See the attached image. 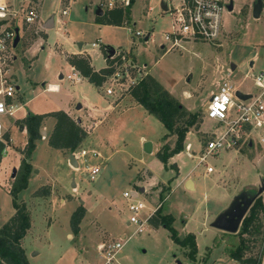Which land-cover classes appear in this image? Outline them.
Returning a JSON list of instances; mask_svg holds the SVG:
<instances>
[{"label":"rangeland","instance_id":"rangeland-1","mask_svg":"<svg viewBox=\"0 0 264 264\" xmlns=\"http://www.w3.org/2000/svg\"><path fill=\"white\" fill-rule=\"evenodd\" d=\"M261 1L260 14L253 18L250 7L253 0H233L232 10L221 15V28L212 43L181 40L176 46L168 47V43L161 41L160 34L169 31L171 18L167 10H161L160 3L173 6L176 0H132L119 26L97 25L93 22L94 0L89 6L90 0H75L69 8V23L44 29L39 26V20L18 32L19 40L10 48L12 58L8 72L14 75L13 80L19 86L17 98L21 97L25 104L16 116L27 111L46 113L67 104L74 110L84 98L95 105H103L105 100L114 104L124 95L117 88L110 95L105 94L107 82L100 86L88 85L87 80L77 85L70 83L65 78L70 71L65 60L69 54L61 34L70 42L81 41L86 52L90 42H98V47L87 52L94 68L103 66L102 58L112 48L113 53L123 55V65H134L130 68L132 74H136V69L149 74L187 112L196 115L194 124L185 132L182 149L173 157L175 163L171 164L175 165L176 171L164 168L155 156L157 148L163 144L166 129L140 105H137L138 109L123 113L121 109L128 97L121 107L104 111L102 123L95 131L92 129L95 118L80 116L82 121L76 122L77 119L71 117L85 132L74 150L85 151L84 157H78L76 170V166L61 155L62 152L68 156L72 151L60 152L46 141L36 139L28 157L31 169L26 186L15 195L17 202L24 200L31 224L24 243L28 264H102L97 245L118 239L121 232L126 234L124 240L129 238L124 244L122 242L116 253V264H241L230 255L241 238L242 258L261 260L264 254L263 210L258 212L249 232L241 235L238 233L240 225L235 233H228L211 224L232 206L235 197H263L264 147L255 139L248 147L249 135L245 134L238 151L221 150L207 157L206 162L214 168L209 174L203 173L204 166L201 165L188 174L195 159L187 157L184 151L186 142L191 143V149L197 150L207 139L209 134L201 131V127L208 131L215 126L212 120L204 119L205 116L199 117L205 114L209 91L215 89L213 80H219L221 76V81L228 82L235 91L247 95L256 93L253 76L262 72L264 77V0ZM83 4L87 5L86 12L81 8ZM52 10L51 13L57 16L59 9L52 7ZM136 30L143 36H135ZM147 34V39L143 40ZM80 55L87 56L84 52ZM58 74L63 78H58ZM51 82L58 86L48 88L55 93L43 90L42 86ZM183 91L189 95L185 97ZM7 121L3 120L4 126ZM21 122L22 119L17 121L18 124ZM49 126L50 120L45 125L47 131ZM7 138L9 148L0 157V226L12 212L8 193L13 180L11 172L12 169H15L14 174L17 171L19 150L26 143V131L14 125ZM174 139L173 134L164 140L171 147ZM144 142L151 144L149 153L143 151ZM169 162L167 160L168 165ZM85 165L99 168L91 181L83 170ZM171 174L184 177L179 182L171 180L169 185L166 180ZM187 174L195 184L191 190L181 183ZM151 176L154 185L149 184ZM259 188L262 190L258 193ZM132 189L137 191L135 198L144 204L142 216L151 213L159 201L161 212L172 215L171 225L179 237L184 232L194 235L196 253L193 259L186 255L187 247H180L170 240L164 227L151 225L137 233L135 225L127 224L129 213L124 207L126 200L121 197V191ZM75 203L81 204L85 211L78 231L73 233L68 218ZM261 264H264V256Z\"/></svg>","mask_w":264,"mask_h":264},{"label":"built area","instance_id":"built-area-1","mask_svg":"<svg viewBox=\"0 0 264 264\" xmlns=\"http://www.w3.org/2000/svg\"><path fill=\"white\" fill-rule=\"evenodd\" d=\"M12 1L0 0V13H2L0 15V157L6 153L9 147L7 137L10 127L18 126L19 117L15 114L21 107V102L17 98L18 88L12 74L8 73L12 58L10 48L15 47L12 46L15 29H17L19 40V31L22 32L23 28H30L39 22L41 3V0ZM73 1L75 0H60L61 6L57 11L60 17L67 15ZM229 2L233 5V0H176L173 6H168L165 3V10L171 18L169 31L162 33L165 43H168V47H173L181 40H201L209 43L216 41L221 28V15L230 12L226 8ZM131 3L132 0H97L95 7L102 12L118 8L125 15V11ZM59 23L64 24V21L60 19ZM128 32L131 33L129 28ZM133 34L138 37L143 36L139 30L134 31ZM89 46L95 48L99 44L97 41H92ZM168 47L166 49H169ZM108 55L104 59L110 60V71L102 82H107L109 86L105 88L104 92L110 95L114 88H117L121 94H125L144 73L140 72V69H136V74H132L130 68L132 69L134 65L132 63H129L128 67L123 65V55L117 53ZM66 78L73 80L69 75ZM253 82L256 93L248 95L245 99L237 97L234 87L226 81H220L215 89L209 92L205 114L202 116L212 120L215 126L211 130L204 131L209 136L197 150L191 149L189 143L184 145L186 156L195 159L193 168L201 165L204 166V174L214 172V168L206 162L207 157L215 155L221 150L237 149L244 142L245 134L264 129V77L262 72L253 76ZM5 119L8 120L7 126L3 125ZM24 129L25 127L21 125V130ZM42 137L43 135H40V138ZM260 139L264 140V137ZM71 155L76 161L77 165L74 168L76 170L79 163L78 157H84L85 151L83 149L79 152L72 151ZM83 170L91 181L98 173L99 168L97 165H85ZM136 195L135 189L121 191V197L126 200L124 207L129 213L127 224L135 225V231L138 233L144 230L145 222H148V218L154 214L160 206V202L156 203L151 213L142 216L141 211L144 204L135 198ZM124 238L121 235L116 240L102 241L97 245L99 257L103 260L102 264H116L115 255L122 242L128 239L126 237L124 240Z\"/></svg>","mask_w":264,"mask_h":264},{"label":"trees","instance_id":"trees-1","mask_svg":"<svg viewBox=\"0 0 264 264\" xmlns=\"http://www.w3.org/2000/svg\"><path fill=\"white\" fill-rule=\"evenodd\" d=\"M127 11H125L126 13ZM126 15V14H125ZM123 11L118 8L102 12L101 15H95L94 21L100 24L119 26L125 17ZM104 56V51L102 49ZM66 62L72 66L82 77L92 83L94 86H100L106 74L109 73V59H105V66L94 70L87 56L80 54H69L65 57ZM128 94L143 109L158 119L166 133L162 136L174 134L175 139L173 146L169 147L165 142L161 144L155 152L156 158L162 163L164 168H172L176 171L173 164L166 165L167 160L173 154L182 149V142L187 128L194 124L196 115L189 113L185 108L173 98L168 91L163 89L159 83L150 75L144 74L136 84L128 89ZM51 116L54 124L47 137V144L55 149L74 151L80 141L85 136L83 129L64 111L53 110L50 112L35 114L27 111L22 119V124L26 131V143L21 149V158L19 160L16 173L9 187L8 193L11 195V206L14 212L0 226V264H28L24 249L20 240L29 228V216L24 202H17L15 195L18 191L25 188L27 176L31 169L28 157L34 148V141L39 139V127L42 119ZM38 191V190H37ZM37 191H34L36 193ZM47 193V190L44 191ZM264 211V190L263 197L256 195L253 202L247 209L246 215L242 218L238 233H248L251 224L256 219L258 212ZM84 207L78 204L69 214L68 224L71 232L76 233L79 229V222L84 215ZM173 217L169 213H161L160 206L154 214L148 218V223L153 227L162 226L168 232L170 240L180 247H187L186 255L193 259L196 253V243L192 233H186L179 237L176 230L172 227ZM243 239L241 238L238 245L230 252L231 258L239 261L241 264H260V260L251 258H242Z\"/></svg>","mask_w":264,"mask_h":264},{"label":"crops","instance_id":"crops-1","mask_svg":"<svg viewBox=\"0 0 264 264\" xmlns=\"http://www.w3.org/2000/svg\"><path fill=\"white\" fill-rule=\"evenodd\" d=\"M14 1V0H13ZM12 1V2H13ZM97 0H94V2H93V4H95V2H96ZM73 3V2H72ZM71 3V4H72ZM90 3H91V0H90V2H88V6L90 5ZM60 6H61V2H60V0H41V3H40V7H39V20H40V24H42V26L41 27H43L44 29H49V28H53L54 27V25L55 24H60L59 23V21H60V19L61 20H63L64 21V24H66V23H69L70 22V18H69V15H70V13H67V15H64V17L65 18H63V16L62 17H60L59 15H54V14H52L51 13V11L53 12V10H52V7H56V10H58L59 8H60ZM87 5L86 4H83L82 6H81V8L86 12L87 11ZM70 8V7H69ZM94 9L96 10V7L94 6ZM94 10V11H95ZM69 12V11H68ZM95 13V12H94ZM55 16V17H54ZM94 17H95V14H94V16H93V22L94 23H96L95 21H94ZM97 25H107V24H100V23H96ZM112 26V25H111ZM114 26V25H113ZM55 32V34H57V32H56V30L54 31ZM42 33H44V34H46L45 32H42ZM60 34V33H59ZM61 37L63 38V41L65 42V44H66V49H67V51H66V53L67 54H82L83 52L87 55V57H88V59H89V55L87 54V52H88V50H92L93 48H89V49H87V52L84 50V48H82V42L81 41H75V42H70L67 38H64V36L61 34ZM160 39H161V41L163 40L164 41V39H163V37H162V33L160 34ZM165 42V41H164ZM75 44H76V46H75ZM103 59V61H104V64H103V66L102 67H104L105 66V60H104V57L102 58ZM89 64H90V61H89ZM66 66L68 67V69L70 70L69 72H67L66 74H65V78H66V76L67 75H69L70 77H72L73 78V80H70L69 82L70 83H73V84H75V85H77V84H79V83H81L82 81H85L86 80V78H84V77H82L72 66H70L67 62H66ZM90 66L94 69V70H98L99 68H101V67H99V68H94L91 64H90ZM228 74H229V71H228ZM149 75V74H148ZM215 75V74H214ZM12 76H14V75H12ZM12 78H14V77H12ZM58 78H63V75H61V74H58ZM220 78H221V76H220ZM219 78V80H213V82H214V84H215V87H216V85L222 80V78L220 79ZM91 83H89L88 85H90ZM51 85V87H57L58 88V86H57V84L56 83H47L46 85H43L42 87H43V90L45 91V92H50V93H55V92H53V91H50L48 88H49V86ZM87 85V84H86ZM17 86V88H19V86L18 85H16ZM53 87V88H54ZM56 92H58V90L56 91ZM210 92V91H209ZM183 93H184V95H185V97H187L189 94L186 92V91H183ZM243 94H245V93H243ZM67 97H69V94L67 95ZM126 97H128L129 98V100H128V102L127 103H124V108H122L121 109V111L123 112V113H125V112H127V111H129V110H132V109H138V107L139 106H137V105H139L137 102H135L134 100H133V98H131V96L129 95V94H127V93H125L120 99H118L114 104H111L110 102H108L107 100H105L106 102L105 103H103V105H95V104H93V103H91V102H89L86 98H84L83 100H81V101H79V103H78V107H74V110H72V108L71 109H69L68 108V104L67 105H63L62 107H56V108H58V109H55V110H62V111H64V112H66L70 117H72V118H75V119H77L76 121L78 122V121H82V118L80 117V116H82V117H91V118H95V122H94V127L92 128V129H94V131L100 126V123H102V117L104 116V111H106V110H110V109H113L114 107H116L117 106V108L120 106L121 107V103L123 102V101H125L127 98ZM247 98V97H246ZM72 99H75V97H72ZM101 98H99V99H97L96 100V102H97V104H98V102H99V100H100ZM241 99H243V98H241ZM245 99V98H244ZM20 102H21V107L20 108H18L17 109V111L16 112H19V111H22V109L24 108V103L22 102L23 100L21 99V97H20ZM66 104V103H65ZM122 106V107H123ZM141 106V105H140ZM143 108V107H142ZM25 113L26 112H24L22 115H18V117H19V120L20 119H23V117L25 116ZM36 113V112H35ZM41 113H45V112H41ZM41 113H36V114H41ZM202 117L203 118V116H202V114H200L199 115V117ZM204 119H206V120H209V119H207V118H204ZM49 120H50V126H49V130L47 131L46 130V127H45V125H46V123L47 122H49ZM53 124H54V119H53V117H50V116H46V117H44L43 119H42V121H41V123H40V127H39V135H43V137L42 138H40L39 137V140H42V141H46V143H47V137H48V135H49V133H50V131H51V129H52V126H53ZM21 125L23 126V124H18V127H19V130H21ZM201 129V131H206L205 130V128L204 127H201L200 128ZM25 130V129H24ZM22 131V130H21ZM173 135V134H172ZM247 135H249V139L247 140V146L248 147H250V146H252V139H255V141H256V143L259 145V146H261V147H264V140L262 139H260L261 137L263 138L264 137V129H259V130H256L255 132H250L249 134H247ZM169 137V136H168ZM142 141L144 140V138L143 137H139ZM167 138V137H166ZM172 137H170V139H171ZM169 139V138H168ZM185 139L187 140L188 139V137H187V135H186V137H185ZM163 140V143L165 142V140L164 139H162ZM186 143H189V142H186ZM185 143V144H186ZM194 143V142H193ZM167 145H169L168 143H167ZM189 145L191 146V143H189ZM242 145V144H241ZM240 145V146H241ZM239 146V147H240ZM238 147V148H239ZM9 148V147H8ZM8 148H7V150H8ZM23 148V147H22ZM21 148V149H22ZM238 148L237 149H231L233 152H236V151H238ZM21 149L19 150V160H20V158H21V153H20V151H21ZM158 149V148H157ZM60 152L61 151H64V150H60V149H58ZM7 152V151H6ZM180 152V151H179ZM179 152H177V153H175V154H173L171 157H169L168 158V161H171V162H169L170 164L171 163H175L174 161H173V157L175 156V155H177V154H179ZM8 154V153H7ZM61 155H63L64 157H65V159H66V161H67V157L68 156H65L64 154H62V152H61ZM76 162V161H75ZM18 163H19V161H18ZM18 165V164H17ZM160 165H161V163H160ZM166 165L168 166V163H166ZM176 166H177V168H178V170H179V167H178V165L176 164ZM196 168V167H195ZM193 170H194V168L193 167H191L190 169H189V171H188V174H190V173H193ZM147 171H149L148 169H147ZM178 173H179V171H178ZM177 173V174H178ZM151 174V173H150ZM188 174L186 175V177L183 179V181L181 182L182 183V185L185 183V181H186V179H191L189 176H188ZM177 176V175H176ZM176 176H174V174L172 175L171 174V176H170V178L168 179V180H166L167 182H168V184L170 185V182H171V180H177L178 182L179 181H181V178L182 177H184V175L183 176H181V178H179V177H176ZM150 178V177H149ZM191 182H192V188H194L195 187V184H194V182H193V180L191 179ZM149 184L150 185H154V182H153V177L151 176V178H150V181H149ZM19 200H21L22 202H24V200L23 199H19ZM63 201V200H62ZM24 204H25V202H24ZM76 203L75 204H73L72 205V207L70 208L71 209V211L76 207ZM26 206V205H25ZM161 206V205H160ZM71 211H70V213H71ZM14 212V209L12 208V212H11V214ZM162 213V212H161ZM164 213V212H163ZM10 214V215H11ZM173 222V221H172ZM129 225V224H128ZM148 226H151V225H149V223L148 224H145L143 227H144V230L145 229H147L148 228ZM30 227H31V224L29 223V228L26 230V232H25V234H24V236L21 238V240H20V243H21V246L23 247V249L25 248L24 247V243H25V241L27 240V238H28V234H29V231H30ZM168 233V232H167ZM186 233H188V232H184V234L183 235H185ZM69 235V234H68ZM121 235H123L124 237L126 236V234H124V233H119V237L121 236ZM182 235V236H183ZM132 235H130V237H131ZM127 238H129V236H127ZM194 240H195V237H194ZM126 242V240L123 242V244ZM24 254H25V249H24ZM263 256H264V254H263ZM263 256H262V258H263ZM262 258H261V260H260V264H261V261H262Z\"/></svg>","mask_w":264,"mask_h":264},{"label":"water","instance_id":"water-1","mask_svg":"<svg viewBox=\"0 0 264 264\" xmlns=\"http://www.w3.org/2000/svg\"><path fill=\"white\" fill-rule=\"evenodd\" d=\"M251 16L253 18H257L260 14L261 8H262V1L261 0H253V2H251ZM160 8L162 10H165V4L164 3H160ZM228 11H231L233 8V5L231 2H229L226 6ZM95 15H101L102 11L99 8H96L95 10ZM147 37L145 36L143 38V40H146ZM18 40V35H17V29H15V37L13 39L12 42V46H15L16 42ZM113 53V49L109 48V55H111ZM251 64V62L249 63V65ZM235 95L239 98H246L248 97L247 94H243L239 91H235ZM77 122V121H76ZM143 147V151L146 153H149L151 151V144L150 142H144L142 144ZM68 163L76 166V162L73 158V156L71 154L68 155L67 157ZM15 172V169H12L11 172V177H13ZM73 184V183H72ZM184 188H188V189H192V182L191 179H186L185 183H184ZM140 191H142V188H139ZM262 188L258 189V193L261 192ZM256 195L252 196V197H245V196H238L235 197L233 200V204L232 206L225 212L219 214L212 222V226L216 229L222 230L224 232H228V233H235L238 229V226L240 225V222L242 220V218L245 215V212L247 211L248 207L250 206V204L253 202V199ZM178 264H181L180 262H177Z\"/></svg>","mask_w":264,"mask_h":264},{"label":"bare ground","instance_id":"bare-ground-1","mask_svg":"<svg viewBox=\"0 0 264 264\" xmlns=\"http://www.w3.org/2000/svg\"><path fill=\"white\" fill-rule=\"evenodd\" d=\"M54 87V86H53ZM53 87H52V89H53ZM55 88V87H54Z\"/></svg>","mask_w":264,"mask_h":264},{"label":"clouds","instance_id":"clouds-1","mask_svg":"<svg viewBox=\"0 0 264 264\" xmlns=\"http://www.w3.org/2000/svg\"><path fill=\"white\" fill-rule=\"evenodd\" d=\"M0 15H2V13H0Z\"/></svg>","mask_w":264,"mask_h":264}]
</instances>
